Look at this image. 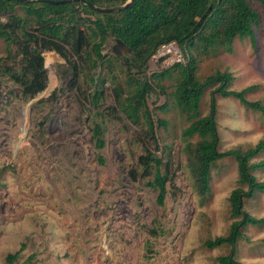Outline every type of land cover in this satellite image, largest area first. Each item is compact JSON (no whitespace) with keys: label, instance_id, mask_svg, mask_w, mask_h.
Masks as SVG:
<instances>
[{"label":"rangeland","instance_id":"1","mask_svg":"<svg viewBox=\"0 0 264 264\" xmlns=\"http://www.w3.org/2000/svg\"><path fill=\"white\" fill-rule=\"evenodd\" d=\"M250 5L261 17L255 47L245 39L236 40L231 53L209 54L206 44L196 43L193 51L199 78L228 72L233 76L231 90L258 86L246 98L264 106V19L259 5ZM222 9L225 16L214 18L215 24L205 29L215 39L233 14L230 2H222ZM14 10L22 14L20 6ZM9 16L0 14V22H8ZM113 45L109 38L102 53L111 56ZM5 48L0 41V264L22 245L18 263L23 264H217V258L228 253V248L208 250L203 243L227 235L234 221L227 198L236 186V164L230 157L220 160L211 172L210 193L201 197L194 191L182 153L181 131L187 123L171 101V80L162 81L163 92L156 88L149 98L154 116L168 122L167 129L156 128L158 155L170 179L159 206L157 192L146 186L137 165L142 154L140 127L116 113L105 121V147L96 151L83 98L65 87L64 60L44 52L47 87L33 99H24L20 87L1 74L5 67L20 69L17 46L10 47L8 57ZM182 57L185 62L183 53ZM175 62L152 58L146 73H160ZM125 74L118 67L115 82L108 77L105 107L116 108L113 90L116 84L126 88ZM215 99L221 152L264 141V116L234 99ZM209 101L205 94L200 106L204 115ZM98 153L104 165L97 163ZM262 158L264 152L257 160ZM255 176L264 181V173ZM245 210L263 218L264 196L246 201ZM243 235L237 259L264 263V227L248 228Z\"/></svg>","mask_w":264,"mask_h":264},{"label":"trees","instance_id":"2","mask_svg":"<svg viewBox=\"0 0 264 264\" xmlns=\"http://www.w3.org/2000/svg\"><path fill=\"white\" fill-rule=\"evenodd\" d=\"M40 1L20 3L0 0V14L10 15L8 22H0V41L6 45L7 57L12 45L17 46L21 55L19 71L5 67L1 74L20 87L24 99H33L47 87L43 53L58 54L67 67L64 74L66 89L79 92L83 98L90 141L96 151L105 147V121L118 113L132 126L140 127L142 154L137 159V165L141 169V177L147 180L146 186L157 192L159 206L164 204L166 184L170 179L163 171L164 163L158 155L156 128L167 129L168 122L154 116L149 98L156 93V88L163 92L162 81L171 80V101L187 123L181 131L182 153L194 191L201 197L210 193L211 172L220 160L230 157L236 164V186L227 198L234 221L227 235L207 240L203 247L208 250L229 249L226 255L217 258V264H264L237 259V245L245 239V230L264 227V217L257 218L245 210L246 201L264 196V181L255 176L256 172L264 173V159L257 160L264 152V141L221 152L215 99L216 96L234 99L243 107L264 116L261 102H250L246 98L249 91L257 90L258 86L233 91L230 89L233 76L221 71H215L204 79L199 78L197 57L193 51L196 44L198 47L206 44L203 47L209 54L231 53L234 42L245 39L255 47V29L261 17L250 3L259 5L264 19V0H132L128 10L108 14L97 13L83 4L50 5ZM85 1L100 8L123 6L128 2ZM224 1L231 3L233 14L222 34L215 39L213 34H206L205 29L207 25L215 24L214 18L225 16L222 9ZM16 6L21 7V15L15 13ZM109 38L119 39L130 49V53L125 56H115L112 52L111 56L104 55L103 46ZM169 43L177 44L186 61L148 76V62L160 46ZM118 67L126 71V88L116 84L113 94L117 109L105 107V86L109 78L112 83L115 82L114 70ZM103 71H106V76L102 75ZM48 87L50 89L51 85ZM56 94L54 91L51 97ZM205 94L210 97L206 115L200 110ZM96 160L99 165L105 163L99 153ZM130 174L135 180L136 172L132 170ZM23 248L22 245L15 253L6 255L5 264H23L18 263Z\"/></svg>","mask_w":264,"mask_h":264},{"label":"water","instance_id":"3","mask_svg":"<svg viewBox=\"0 0 264 264\" xmlns=\"http://www.w3.org/2000/svg\"><path fill=\"white\" fill-rule=\"evenodd\" d=\"M3 1H16L20 3H26V2L36 1V0H3ZM40 2H44L50 5H64V4H69V3L83 4L92 11H95L100 14H108V13H115L121 10H128L131 7L132 0H128V2L123 6H117V7H112V8H100V7L94 6L86 2L85 0H61V1L42 0ZM113 42H114V45L112 46L111 50L115 56H125L130 53V49L125 44H123L119 39H113Z\"/></svg>","mask_w":264,"mask_h":264},{"label":"built area","instance_id":"4","mask_svg":"<svg viewBox=\"0 0 264 264\" xmlns=\"http://www.w3.org/2000/svg\"><path fill=\"white\" fill-rule=\"evenodd\" d=\"M153 58L157 60L162 59V61L171 62L176 60L175 63L183 62L182 52L175 43H169L160 46Z\"/></svg>","mask_w":264,"mask_h":264}]
</instances>
